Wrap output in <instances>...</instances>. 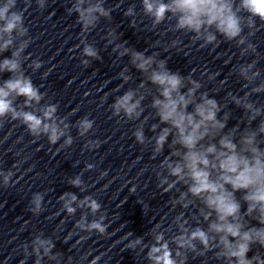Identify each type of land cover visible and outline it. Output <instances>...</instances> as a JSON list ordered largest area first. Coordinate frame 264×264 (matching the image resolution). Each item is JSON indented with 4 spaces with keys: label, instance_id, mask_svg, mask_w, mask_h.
I'll list each match as a JSON object with an SVG mask.
<instances>
[{
    "label": "clouds",
    "instance_id": "clouds-1",
    "mask_svg": "<svg viewBox=\"0 0 264 264\" xmlns=\"http://www.w3.org/2000/svg\"><path fill=\"white\" fill-rule=\"evenodd\" d=\"M40 7H43V0H38ZM84 0H78L76 11L79 18L87 29L94 25L98 16H107L108 12L101 6L99 0L94 5L83 8ZM16 4V0H6L3 6H0V21L3 27L0 31L10 34L20 26L23 29V15L20 12L10 11ZM144 10L153 17L154 23L158 24L165 19L167 13L176 16V28L178 30H187L196 35L197 38L203 37L205 44L215 42L216 36L211 31H206L215 27L216 32L226 37L228 40L241 37L242 18L233 10L232 0H142ZM240 8L250 14L251 17H258L264 22V0H240ZM131 14V9L129 13ZM252 22L249 27H252ZM10 40L5 41L3 48L7 49ZM238 43L243 44L244 38L241 37ZM249 47H252L249 45ZM84 54L89 57H96L97 53L91 46L84 48ZM15 55V54H14ZM133 62L141 71H148L149 66L154 62L152 57H145L142 53H133ZM41 61L35 63V67L41 66ZM19 65L15 60L5 59L0 64V71L15 72ZM252 68L249 64L241 68V75L248 81L258 73L253 72L248 76V71ZM150 80L160 89V97L154 100L153 106L157 109L160 121L170 127L162 129L156 140L155 152H160L167 142L172 129H175V139L173 145H180L184 151L175 153L178 160H168L165 168L168 173L175 177L177 181L188 184V193L192 196L203 199L205 206L216 213L217 219L209 225L208 231L199 227L189 232L181 225V233L174 238L178 249L196 251L195 241H199L205 250L215 242L219 249L217 255L229 260L230 264H264V259L254 255L248 258L247 253L251 250L253 244H259L264 247V150L256 143V131L248 132L243 135L239 146L234 142L230 134L222 136L219 140V147L215 143H210L206 147H198L201 141L208 137H213L219 131L225 128V123L217 119L219 111L218 103L215 99L209 98L206 94L201 96L200 102L195 100V92L200 88L199 82L189 80L191 87L187 92H182L185 78L178 73L168 70L164 62L161 61L156 69L151 72ZM254 92L264 91V84L258 85L252 89ZM15 93L17 96L26 97L27 101H39L41 99L38 90L33 86L28 78L19 77L9 79L0 87V117L11 113L12 119H21L33 135H39L41 130L49 133L51 143H56L63 132L55 124L44 123L43 120L31 112H17L12 107V101L9 96ZM133 93H125L114 104L116 114L121 110L131 118L133 115H139L137 109L139 101L133 102ZM240 104V100L235 101ZM189 105H194L192 112L188 111ZM246 109L252 110L251 103L243 105ZM55 112V106L48 107L44 112L45 119H51ZM260 110L255 109L250 119H255L260 115ZM93 122L83 120L80 124L81 134L90 130ZM259 132L264 133V122L259 126ZM136 140L139 143L144 142L143 130H137ZM67 143H71L69 139ZM212 157V159H210ZM91 168L92 166L89 165ZM210 169L217 173L215 179L212 178ZM11 175V174H9ZM8 177H5L7 183ZM166 181L162 180L161 183ZM190 182V183H189ZM73 184L79 186V179L73 181ZM227 186H230V189ZM172 184H168L171 188ZM168 189H165L167 191ZM243 190L244 201L247 203V213L258 212V223L260 227H250L245 229L240 220V203L235 199L234 193ZM188 193H182L181 199H186ZM63 199V197H62ZM76 197L71 196V200L65 203V208L69 214L74 213L75 209L69 204L75 201ZM35 209H40L41 197L34 198ZM93 212L99 209V204L91 202ZM211 212L204 215L209 219ZM88 230H96L104 234L105 226L102 222L93 221L88 225ZM209 233H215L218 236H210ZM155 244L148 251V259L153 264H178L174 259L173 251L167 242L164 241L163 234L155 237ZM40 247H44L45 253L50 251L53 245L47 241L37 240ZM140 244L137 239L129 247L135 248ZM47 245V246H45ZM38 253V249H37ZM202 254V253H201ZM181 251H176L175 256L181 257ZM179 264H185V259H180Z\"/></svg>",
    "mask_w": 264,
    "mask_h": 264
}]
</instances>
